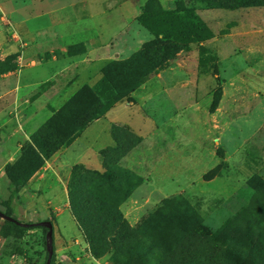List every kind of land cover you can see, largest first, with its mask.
<instances>
[{"label": "rangeland", "instance_id": "1", "mask_svg": "<svg viewBox=\"0 0 264 264\" xmlns=\"http://www.w3.org/2000/svg\"><path fill=\"white\" fill-rule=\"evenodd\" d=\"M146 1L0 0V17L12 38L10 22L15 28L24 22L29 33L51 29L56 18L95 17L103 41L117 38L130 54L154 37L140 17ZM160 4L179 16L175 32L200 41L183 46L143 87L137 105L148 120L144 133L115 125L116 142L102 151L104 167L79 165L68 180L92 263L95 257L103 264H235V252L245 264H264V228H254L263 230V240L253 251L241 234L230 235L249 216L264 227V6ZM134 92L125 101L137 100ZM30 177L21 188L23 201L11 208L0 185V210L22 222L49 219L55 231V214L44 215ZM187 202L201 225L174 211ZM117 211L121 218L111 220ZM47 253L46 228H16L0 217V264H46Z\"/></svg>", "mask_w": 264, "mask_h": 264}, {"label": "crops", "instance_id": "2", "mask_svg": "<svg viewBox=\"0 0 264 264\" xmlns=\"http://www.w3.org/2000/svg\"><path fill=\"white\" fill-rule=\"evenodd\" d=\"M99 23L100 19L95 17H61L50 22L51 29H31L28 33L24 22H19L16 24L19 36L12 38L0 17V185L7 198L10 182L6 166L17 160L22 147L31 142L32 134L81 87L95 85L108 61L127 58L139 49L124 54L128 46L116 42L117 38L112 43L109 33L108 40L103 41V31L97 29ZM78 43L86 45L85 51L69 54L68 47ZM16 55L12 60L16 67L1 71L2 64ZM155 75L148 76L134 92L137 100L117 103L70 145L46 160L42 169L31 177L30 187L40 191L43 204L39 205L45 208L44 215L52 211L56 217L55 264H93L70 206L67 183L76 165L97 170L104 167L102 151L115 144V125H126L144 133L148 120L137 104L142 101L143 87ZM24 191L25 188L20 190L17 203L23 201Z\"/></svg>", "mask_w": 264, "mask_h": 264}, {"label": "trees", "instance_id": "3", "mask_svg": "<svg viewBox=\"0 0 264 264\" xmlns=\"http://www.w3.org/2000/svg\"><path fill=\"white\" fill-rule=\"evenodd\" d=\"M203 1L209 8L264 6V0ZM179 11L184 12L186 10L180 9ZM165 16H167L166 20ZM140 17L142 23L152 32L154 37L144 42L129 57L108 61L102 69V78L95 85L86 84L81 87L32 134L31 138L35 134L36 137L37 134H40L45 136V139L42 142L36 140L34 143H28V146L25 145L26 147L22 148L21 156L15 162L6 166L5 172L10 182V195L3 201L5 205L11 208L13 202H18L22 186L28 181L30 176L32 177L39 170L43 162L45 164L46 160L50 159L58 150L70 145L94 120L105 116L117 103L128 99L148 76L156 74L159 69L166 66L183 46L194 41H200L195 40L192 36L188 37L187 34L180 32V30L178 32L173 30V28L179 26V23H177L179 16L176 12H169L168 14L167 10L160 4V0H147L142 7ZM79 44L69 46L68 53L74 54L85 51V48L78 49ZM14 58L16 59L17 55L15 57L11 56L4 65L2 64L1 71L14 69L16 67V63L12 61ZM9 61H12V64ZM27 161H32V163L26 166L24 163ZM77 166L79 165H76L74 169ZM97 173L101 175L100 172ZM172 202L173 199L165 200V204H171ZM168 207L171 208L172 206ZM174 211L178 216H182L186 221L193 222L195 225H201L202 223L200 214L188 202L183 203L182 206L175 204ZM4 213L12 216L9 212ZM120 216H122V213L117 211L116 216H111L110 218L111 220L116 217L118 219L121 218ZM7 221L16 228H32L36 225L33 222H29L28 225H22L11 220ZM257 226L264 228L259 223L252 221L249 216L245 221L244 227L235 226L230 235L238 238L236 235L241 234L249 250L253 251L260 248L259 243L263 240L260 235L263 230L260 229L261 232L259 233L254 230V228H258ZM230 253L231 259L235 264H245L244 259L241 258L242 255H237L235 252ZM46 258H48V253ZM54 258L55 246L51 264H53Z\"/></svg>", "mask_w": 264, "mask_h": 264}, {"label": "water", "instance_id": "4", "mask_svg": "<svg viewBox=\"0 0 264 264\" xmlns=\"http://www.w3.org/2000/svg\"><path fill=\"white\" fill-rule=\"evenodd\" d=\"M0 216L5 218L6 220H11L14 222H17L22 225H28L29 223L22 222L13 216H9L5 214L3 211L0 210ZM33 224H36L41 227H46L47 228V233H46V239H47V250H48V258L46 264H51L52 256L54 253V225L53 222L49 219H44L38 222H34Z\"/></svg>", "mask_w": 264, "mask_h": 264}, {"label": "built area", "instance_id": "5", "mask_svg": "<svg viewBox=\"0 0 264 264\" xmlns=\"http://www.w3.org/2000/svg\"><path fill=\"white\" fill-rule=\"evenodd\" d=\"M9 28H10V32L12 33V35L14 37H18L19 36L17 29L15 28V26L11 22L9 24ZM88 254L90 255V257L92 256V253L90 252V250H88ZM94 264H103V263L99 259L97 260L94 257Z\"/></svg>", "mask_w": 264, "mask_h": 264}]
</instances>
